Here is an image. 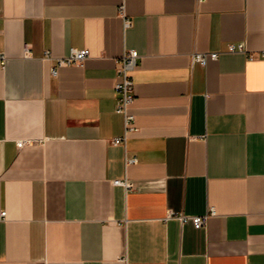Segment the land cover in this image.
Returning <instances> with one entry per match:
<instances>
[{
  "label": "crops",
  "instance_id": "obj_1",
  "mask_svg": "<svg viewBox=\"0 0 264 264\" xmlns=\"http://www.w3.org/2000/svg\"><path fill=\"white\" fill-rule=\"evenodd\" d=\"M0 52V264H264V0H0Z\"/></svg>",
  "mask_w": 264,
  "mask_h": 264
},
{
  "label": "built area",
  "instance_id": "obj_2",
  "mask_svg": "<svg viewBox=\"0 0 264 264\" xmlns=\"http://www.w3.org/2000/svg\"><path fill=\"white\" fill-rule=\"evenodd\" d=\"M229 51L237 50L241 52H245V46L242 42H230L227 46ZM30 51L28 44L23 46V54H28ZM218 51H203V52H194L193 60H197L201 63H205L207 59H215L218 56ZM89 50L87 48H70L68 54L62 57L55 58L56 65H69V64H78L81 65L83 61L88 57ZM139 54L136 49L129 48L124 50V52L118 58V66H117V77L118 79L114 83V90L117 92V100L115 104V110L123 114L124 118V126L125 129L128 130L131 128V123L133 121L134 115L129 112V106L133 100V79L131 77V71L135 67L137 63V58ZM248 57H252L253 54H247ZM46 58H53L49 54L45 55ZM6 59V55L0 52V63L3 64ZM51 73H56L55 66L51 67ZM122 139V137H117L113 139V143H117ZM25 143L24 140H18L16 142L17 146H22ZM135 158L130 159L129 161H133ZM113 183L127 185L126 180H113ZM213 212V209L209 212H206L202 215H184L182 213L176 214L172 210H168L166 217L177 216L180 220L184 221L186 219H190L193 226L198 228L205 224V221L210 213ZM4 215V211H1V216Z\"/></svg>",
  "mask_w": 264,
  "mask_h": 264
}]
</instances>
